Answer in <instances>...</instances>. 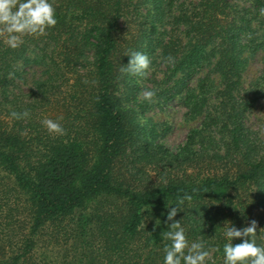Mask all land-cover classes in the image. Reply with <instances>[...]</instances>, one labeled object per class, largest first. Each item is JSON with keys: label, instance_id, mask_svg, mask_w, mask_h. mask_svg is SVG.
<instances>
[{"label": "trees", "instance_id": "obj_1", "mask_svg": "<svg viewBox=\"0 0 264 264\" xmlns=\"http://www.w3.org/2000/svg\"><path fill=\"white\" fill-rule=\"evenodd\" d=\"M165 1L50 0L58 22L46 35L26 36L16 49L0 40V93L8 98L10 82L21 77L19 62H35L47 74L43 83L63 80L60 88L68 82L74 105L67 108L64 135L41 133L29 117L0 112V264H164L171 241L163 233L174 221L189 245L219 249L207 264H224L227 226L257 221L256 243L264 247V148L241 123L220 125L227 148L206 155L207 172L197 165L204 153L192 148L200 131L174 154L146 142L153 147L135 154V173L125 163L143 128L134 109L135 76L121 69L131 52L145 54L146 15L154 11V21L163 22ZM253 7L254 16H246L250 7L234 11L230 0H199L182 9L176 21L184 25L183 38L159 42L162 55L174 58L170 76H191L216 58L223 91L231 93L246 63L243 52L264 46L252 25L255 16L264 23V0ZM205 92L189 94L194 115L206 104ZM135 163L156 165L157 177ZM185 193L192 200L168 221ZM41 249L55 252L53 259L36 261Z\"/></svg>", "mask_w": 264, "mask_h": 264}, {"label": "rangeland", "instance_id": "obj_2", "mask_svg": "<svg viewBox=\"0 0 264 264\" xmlns=\"http://www.w3.org/2000/svg\"><path fill=\"white\" fill-rule=\"evenodd\" d=\"M165 2L168 6L165 8L166 16L163 22L154 21V11L146 15L149 37L145 39L144 46L145 54L149 57L151 64L146 76L134 75L137 83L135 92L137 104L135 103L134 109L137 110L143 129L139 133L138 143L130 149L128 160H125L127 167L132 173L136 172V167H133L136 160L135 154L142 152L143 146H148L146 142L162 145L174 154L183 149L193 131H200L195 137L192 148L204 153L205 157L201 158L200 165L199 162L197 165L202 171L207 172L209 158L206 155H212L215 152L223 153L227 148L224 144L227 135L218 131L223 122L241 123L248 129L250 138L261 149L264 148V135H261L259 131V125L264 124V46L243 52L242 58L246 63L240 71L239 85L231 93L223 91L225 85L219 71L215 69L216 58L191 76H184L182 73L170 76L169 63L162 55L160 43L168 41L169 38H183L184 25L177 22L176 17L182 9L198 3L199 0H172V2L166 0ZM230 2L234 11L250 7L251 13L246 16L257 15L258 9L253 7L254 0H230ZM261 18V16L259 19L255 16L252 19V25L258 34V40L264 42V23L260 21ZM154 25L156 30L152 31L151 27ZM214 46H217V43L209 45V48ZM37 53L34 51L29 55L34 57ZM18 65L22 75L10 82L8 98L3 92L0 93L2 116H6L7 112L11 114L15 107L23 111L29 110L32 123L44 134L49 133L41 123L44 118L55 121L62 117L59 123L65 125L69 121L67 108L74 106L68 100L70 89L68 82H65L66 84L63 82L60 88L58 85L63 80L51 79L43 83V80H47V74L42 64L19 62ZM70 81L72 82V76L69 78ZM53 85H56V89ZM145 90L156 92L153 102L141 98V93ZM201 90L206 91L202 94L206 98V104L201 113L194 115L190 112L189 94H198ZM10 118L7 115L6 119ZM164 156L166 153L158 154L160 159L165 158ZM135 164L137 168L147 170L152 178L157 177L156 165ZM54 253L41 249L37 250L33 257L36 261L44 257L53 259Z\"/></svg>", "mask_w": 264, "mask_h": 264}, {"label": "clouds", "instance_id": "obj_3", "mask_svg": "<svg viewBox=\"0 0 264 264\" xmlns=\"http://www.w3.org/2000/svg\"><path fill=\"white\" fill-rule=\"evenodd\" d=\"M260 15L264 16V8L259 10ZM56 11L54 4L50 0H0V40L10 47L16 49L24 43V37H39L47 34V29L57 24ZM130 56L129 64L121 71L137 76H146L151 61L149 57L139 51H133ZM166 62L174 63V58L169 56ZM156 96L154 90H145L141 93V98L153 102ZM11 116L17 120L28 118L30 111L22 113L13 111ZM44 118L41 123L50 134L64 135L65 129L59 123L62 120ZM261 135H264V124L259 125ZM192 196L185 193L177 198L176 207L167 213V220L174 221L178 211L183 210L185 201H191ZM168 231L163 233L166 240L171 241L170 245L164 248V264H207L212 259L214 252L218 248L205 249L202 242H193L189 245L186 239L185 230L179 221H174L168 225ZM257 221L252 220L250 226L237 229L227 226L224 235L229 240L224 244V264H264V247L258 246ZM243 237V242L233 245V238ZM214 264V262H213Z\"/></svg>", "mask_w": 264, "mask_h": 264}]
</instances>
